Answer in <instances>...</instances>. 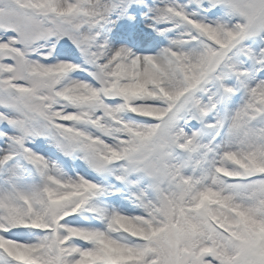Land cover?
<instances>
[{
    "label": "snow or ice",
    "instance_id": "snow-or-ice-1",
    "mask_svg": "<svg viewBox=\"0 0 264 264\" xmlns=\"http://www.w3.org/2000/svg\"><path fill=\"white\" fill-rule=\"evenodd\" d=\"M0 264H264V0H0Z\"/></svg>",
    "mask_w": 264,
    "mask_h": 264
},
{
    "label": "rangeland",
    "instance_id": "rangeland-1",
    "mask_svg": "<svg viewBox=\"0 0 264 264\" xmlns=\"http://www.w3.org/2000/svg\"><path fill=\"white\" fill-rule=\"evenodd\" d=\"M118 29H113V35H110V40L113 43V45H118V44H125L128 47H134L135 44V37L130 36V39H126L124 36H122Z\"/></svg>",
    "mask_w": 264,
    "mask_h": 264
}]
</instances>
